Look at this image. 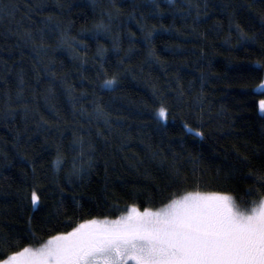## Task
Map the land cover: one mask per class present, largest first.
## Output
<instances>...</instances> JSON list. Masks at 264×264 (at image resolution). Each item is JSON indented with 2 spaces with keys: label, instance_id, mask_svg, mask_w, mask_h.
<instances>
[{
  "label": "trees",
  "instance_id": "trees-1",
  "mask_svg": "<svg viewBox=\"0 0 264 264\" xmlns=\"http://www.w3.org/2000/svg\"><path fill=\"white\" fill-rule=\"evenodd\" d=\"M262 82L264 0H0V260L187 193L258 204Z\"/></svg>",
  "mask_w": 264,
  "mask_h": 264
},
{
  "label": "snow or ice",
  "instance_id": "snow-or-ice-1",
  "mask_svg": "<svg viewBox=\"0 0 264 264\" xmlns=\"http://www.w3.org/2000/svg\"><path fill=\"white\" fill-rule=\"evenodd\" d=\"M259 106L264 110V100ZM160 116L166 119L167 110ZM60 162L58 156L57 167ZM257 179L264 183V174ZM252 203L241 211L228 194L187 193L156 211L133 206L114 220L57 233L0 264H264V197Z\"/></svg>",
  "mask_w": 264,
  "mask_h": 264
},
{
  "label": "rangeland",
  "instance_id": "rangeland-1",
  "mask_svg": "<svg viewBox=\"0 0 264 264\" xmlns=\"http://www.w3.org/2000/svg\"><path fill=\"white\" fill-rule=\"evenodd\" d=\"M260 88H261V86H260ZM262 112H264V110H261ZM201 194H213V193H201ZM182 197V196H181ZM180 198V197H179ZM176 199H178V198H176ZM161 208V207H160ZM160 208H157V209H151V210H153V211H156V210H159ZM132 209V208H131ZM131 209L129 210V211H131ZM250 209V208H249ZM249 209H240L241 211H247V210H249ZM128 211V212H129ZM140 211H143V210H140ZM126 214V213H125ZM112 220V219H111ZM46 243V242H45ZM41 246V245H40ZM40 246H38V247H40ZM38 247H34V248H32V249H35V248H38ZM133 264H134V262H133Z\"/></svg>",
  "mask_w": 264,
  "mask_h": 264
}]
</instances>
